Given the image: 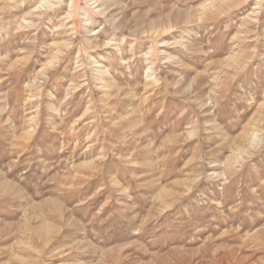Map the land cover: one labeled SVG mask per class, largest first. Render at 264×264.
Instances as JSON below:
<instances>
[{
  "label": "rangeland",
  "instance_id": "1",
  "mask_svg": "<svg viewBox=\"0 0 264 264\" xmlns=\"http://www.w3.org/2000/svg\"><path fill=\"white\" fill-rule=\"evenodd\" d=\"M241 84L258 129L264 0H0V262L264 264Z\"/></svg>",
  "mask_w": 264,
  "mask_h": 264
},
{
  "label": "clouds",
  "instance_id": "2",
  "mask_svg": "<svg viewBox=\"0 0 264 264\" xmlns=\"http://www.w3.org/2000/svg\"><path fill=\"white\" fill-rule=\"evenodd\" d=\"M237 87L239 91L234 93L233 98L230 101L233 105L231 117L225 118L226 105L224 109H222L224 120L219 125L222 129L221 137L231 134L239 138L244 143V146L247 148V155L241 163L242 169L246 166L244 178H246V176H255L259 179V186H264V179H260L261 173L264 172V168L257 167L256 164L258 158H264V124H262L258 129H254L249 123H246L247 118L242 116V112L244 111L243 106L248 102L249 94L246 92L243 84L238 85ZM249 138L251 141L250 143H248ZM239 171L240 169H237V172ZM206 178L217 181L214 190H212L213 196H215L217 192L223 196L226 193L225 186L234 182L232 174H230L227 178H223V173L220 171L210 172ZM246 187L251 193H255L257 191V187H252L251 184L246 185ZM125 192H127V190H125ZM239 195V190L236 189L234 199L236 200ZM234 210H236L234 205L226 209L227 212H232ZM241 223L249 229L254 227L257 231L264 233V202L257 200L254 207L242 211ZM258 224L259 226H257ZM196 230L199 231L200 229L197 228ZM157 242L158 238L148 241L149 244ZM0 264H4V262H0Z\"/></svg>",
  "mask_w": 264,
  "mask_h": 264
},
{
  "label": "bare ground",
  "instance_id": "3",
  "mask_svg": "<svg viewBox=\"0 0 264 264\" xmlns=\"http://www.w3.org/2000/svg\"><path fill=\"white\" fill-rule=\"evenodd\" d=\"M111 1V0H110ZM242 157V156H241ZM264 235V234H263Z\"/></svg>",
  "mask_w": 264,
  "mask_h": 264
}]
</instances>
